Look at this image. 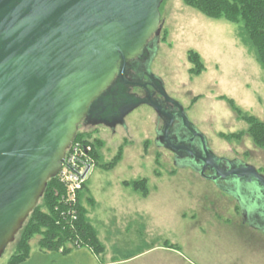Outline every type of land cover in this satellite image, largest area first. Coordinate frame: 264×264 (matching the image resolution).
<instances>
[{
	"label": "rangeland",
	"instance_id": "1",
	"mask_svg": "<svg viewBox=\"0 0 264 264\" xmlns=\"http://www.w3.org/2000/svg\"><path fill=\"white\" fill-rule=\"evenodd\" d=\"M161 20L152 74L215 154L241 157L264 175V147L255 145L247 123L220 99L232 98L264 121V69L239 39L238 25L209 18L183 0H164ZM191 49L206 66L198 76L190 71ZM163 127V117L146 104L115 128L81 124L84 136L77 142L92 165L85 181L91 199L84 203L104 251L96 254L70 243L67 255L43 252L36 235L26 264H264V232L244 222L235 197L223 190L226 184H216L184 159L173 161L158 141ZM173 127L188 133L178 116ZM240 132L239 139L221 136ZM96 138L100 163L92 144ZM120 150L118 162L104 168ZM16 242L6 247L0 264H9Z\"/></svg>",
	"mask_w": 264,
	"mask_h": 264
},
{
	"label": "water",
	"instance_id": "2",
	"mask_svg": "<svg viewBox=\"0 0 264 264\" xmlns=\"http://www.w3.org/2000/svg\"><path fill=\"white\" fill-rule=\"evenodd\" d=\"M164 0H0V257L62 169L82 121L115 128L140 105L164 119L159 144L228 184L243 219L264 232V175L251 164H221L151 68L149 84L128 78L135 60L151 65ZM144 87L146 95L131 92ZM158 93L163 100L155 99ZM166 105L176 107L172 111ZM188 131L173 143L176 117ZM161 132V133H160ZM200 139L196 152L186 141Z\"/></svg>",
	"mask_w": 264,
	"mask_h": 264
},
{
	"label": "trees",
	"instance_id": "3",
	"mask_svg": "<svg viewBox=\"0 0 264 264\" xmlns=\"http://www.w3.org/2000/svg\"><path fill=\"white\" fill-rule=\"evenodd\" d=\"M183 2L209 18H224L237 24L239 39L254 53L256 60L264 69V0H183ZM188 57L192 64L191 73L195 76L200 75L206 68L200 53L191 49ZM220 99L226 100L238 117L247 123V131L255 145L264 147V121L244 111L234 99L224 95H221ZM241 135L242 132L234 134L221 133V136L228 140L239 139ZM83 136L84 133L78 130L75 142ZM99 141L96 138L98 145L92 142L95 147L94 156L98 163L102 158ZM121 154L122 150L119 151L112 162L106 165L103 164L104 166L101 164V166L110 169L121 158ZM139 183H144V180L131 184ZM86 186L87 184L84 183L83 188L77 194L78 202L76 201L71 206L69 203H65L62 198L66 188L59 180L58 175L49 179L43 196L15 237L17 239L16 251L12 255L9 264H26L31 259L30 240L36 235H40L38 245L43 252H60L67 255L73 249V247L68 246L71 243L76 248L87 247L96 254L103 253L104 246L98 238L96 228L88 218L89 209L84 203V200L87 199L88 202L91 199L87 195L88 189ZM73 208L76 210L77 217L67 223L61 218L60 211L67 213ZM68 217L71 219L70 216Z\"/></svg>",
	"mask_w": 264,
	"mask_h": 264
},
{
	"label": "flooded vegetation",
	"instance_id": "4",
	"mask_svg": "<svg viewBox=\"0 0 264 264\" xmlns=\"http://www.w3.org/2000/svg\"><path fill=\"white\" fill-rule=\"evenodd\" d=\"M149 45H150V48H155V47L160 48V38L159 39H154V37H153L150 40V44ZM135 63H136L135 67L131 68L129 70L128 78L131 79V80L140 81L142 84H146L147 83L148 84L147 86L151 90H153L152 86H150V84H149L150 80H149V77H148L149 73H150L149 69L151 68V65L147 64V61L145 59H143V60L137 59V60H135ZM131 92L137 94L138 96H145L146 95L145 88L141 87V86L140 87H132L131 88ZM140 92H142V94ZM153 97L155 99H158L159 98L158 97V93L153 95ZM162 100H163V98L161 97L160 101H162ZM165 106H167V108L169 110H172V111L176 110V109H174L173 107H171L169 105L165 104ZM81 124H83L85 126L92 125V124H89V123H85V121H82ZM186 135H187V133H183V132H180V131H175L173 125L171 126V135L170 136H171V140H172L173 143L174 142L177 143V142H179L182 139L185 140ZM190 143L193 145V147L195 148L196 152H200V153L204 154V152L202 150V144H201L202 142L201 141H199L197 138H194L190 142H189V140L186 141L187 145H190ZM206 145H208V144H206ZM161 146H164L165 148H167L164 144H162ZM168 150L173 154V161L177 162L179 160V157L176 156L177 154L174 151L170 150L169 148H168ZM214 154H215V152H214ZM215 155L217 157H219V158H223L220 162H221V164L225 163L227 168L229 167V162L230 161L232 162V164L234 166H238V165H241V164H249L248 162H246L245 159H243L241 157L229 158V157L223 156V155L222 156H219L217 154H215ZM184 161H187L189 165L197 168V170H200V171L202 170L201 169L202 165H203L202 162L201 161H197L195 159V157H193V156L185 157ZM204 175L206 177H211V176H213V171L211 169L207 168L205 170V172H204ZM220 180L215 181V183L216 184H226V185H228V184H247L246 182H238V181H233V180L230 181V179H228L226 181H220Z\"/></svg>",
	"mask_w": 264,
	"mask_h": 264
},
{
	"label": "built area",
	"instance_id": "5",
	"mask_svg": "<svg viewBox=\"0 0 264 264\" xmlns=\"http://www.w3.org/2000/svg\"><path fill=\"white\" fill-rule=\"evenodd\" d=\"M87 157V149L81 148L78 142H74L67 150L62 169L58 173L59 180L64 184L66 192L62 197L65 203L73 206L77 201L78 191L83 188L88 178L91 163L85 159ZM61 218L67 223L76 219V210L70 209L67 213L60 211ZM71 217V219L68 216ZM64 217V218H63Z\"/></svg>",
	"mask_w": 264,
	"mask_h": 264
},
{
	"label": "crops",
	"instance_id": "6",
	"mask_svg": "<svg viewBox=\"0 0 264 264\" xmlns=\"http://www.w3.org/2000/svg\"><path fill=\"white\" fill-rule=\"evenodd\" d=\"M242 219H243V217H242ZM244 222H245V223H248V222H247V221H245V220H244Z\"/></svg>",
	"mask_w": 264,
	"mask_h": 264
}]
</instances>
